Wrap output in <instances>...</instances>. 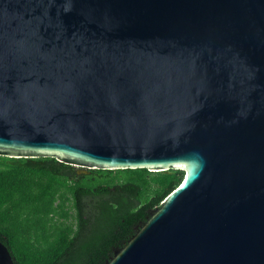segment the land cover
<instances>
[{"label":"water","instance_id":"obj_1","mask_svg":"<svg viewBox=\"0 0 264 264\" xmlns=\"http://www.w3.org/2000/svg\"><path fill=\"white\" fill-rule=\"evenodd\" d=\"M0 156L185 172L106 264H264V0H0Z\"/></svg>","mask_w":264,"mask_h":264},{"label":"trees","instance_id":"obj_2","mask_svg":"<svg viewBox=\"0 0 264 264\" xmlns=\"http://www.w3.org/2000/svg\"><path fill=\"white\" fill-rule=\"evenodd\" d=\"M185 176L0 156V243L15 264H106Z\"/></svg>","mask_w":264,"mask_h":264},{"label":"flooded vegetation","instance_id":"obj_3","mask_svg":"<svg viewBox=\"0 0 264 264\" xmlns=\"http://www.w3.org/2000/svg\"><path fill=\"white\" fill-rule=\"evenodd\" d=\"M10 255H11V257H12V259H13V262H14V264H15V260H14V257L12 256L11 252H10Z\"/></svg>","mask_w":264,"mask_h":264},{"label":"rangeland","instance_id":"obj_4","mask_svg":"<svg viewBox=\"0 0 264 264\" xmlns=\"http://www.w3.org/2000/svg\"><path fill=\"white\" fill-rule=\"evenodd\" d=\"M77 170H80V169L77 168Z\"/></svg>","mask_w":264,"mask_h":264}]
</instances>
